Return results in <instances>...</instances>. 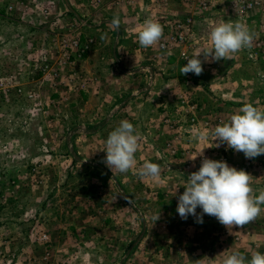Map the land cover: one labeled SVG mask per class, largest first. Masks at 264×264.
Listing matches in <instances>:
<instances>
[{"label": "crops", "instance_id": "0c3cea01", "mask_svg": "<svg viewBox=\"0 0 264 264\" xmlns=\"http://www.w3.org/2000/svg\"><path fill=\"white\" fill-rule=\"evenodd\" d=\"M8 1L0 0V15L4 14L3 10L6 11V5L13 9L21 7L23 13L31 3L24 0H11L9 3ZM42 1L44 2L41 4L40 19L31 15L32 21L28 24L30 28H35L32 29V33L39 34L41 39L46 37V44L43 43V50L37 47L36 51L31 49L32 52L27 53L28 64H32L31 57H39L38 54L50 56L47 41L56 37L57 33L77 35L81 43L88 37L94 39L91 48L75 64L60 69L58 80H49L48 87L53 100H58L59 95L68 91L79 92L78 98L64 104L59 117L54 116V120L66 119L63 131L68 132H65L66 142L63 151H69L71 159L65 158L62 161L68 162L69 165L74 162L82 169L84 167L92 169V173H87L88 175L80 173L81 177L78 179L87 181L89 184L84 185L90 187L87 188L88 192L96 194L97 197H100L97 194L102 191L92 192L95 189L92 188L95 177L97 180L103 179V182L113 181L114 184L110 182L112 204L110 203L109 208L114 213L111 222H115L114 218L120 214L118 212L120 207L124 210L126 206L129 207V204L125 203H129L134 195L135 198L147 196L157 205L156 209L151 211L152 214L160 212V218L155 223L152 220V225L156 231H162L163 234L155 237L156 243L149 239L142 241L139 246L141 251L147 254L150 246L158 248L155 255L161 263L168 260L171 264H221L222 258L233 250L238 249L249 258L254 251L264 253V211L252 223L243 227L233 226L231 233L214 216L205 214L202 224L197 223L196 218L191 215L186 220L179 216L176 211L177 196L185 190L183 184L187 176L199 168L187 167L183 157H168L165 147L170 138L178 139L177 136H180L182 141L176 142L173 139L177 143L175 144L180 150V155H185L182 150L185 151L192 146H197L199 150L208 145L218 150L226 148L225 145L215 147L216 142L213 141L212 144L210 136L201 139L196 133L209 132L221 121H226L230 115L238 112L246 103L264 106V82L260 78L264 73L261 69L264 61L258 59L259 62H256L235 57V60L203 62V72L199 76L194 73L184 75L180 73L178 47L161 50L156 44L142 48L136 42V33L148 17L172 18L177 15L185 16L189 11L193 15L198 14V6L185 0H168L166 4H157L155 0H94L89 6L92 9H88V13L85 11L86 0H38V3ZM36 3L32 4L33 9ZM218 4L219 2H216L212 5ZM253 13V18L249 19L248 23L256 25L260 19H264ZM115 15L121 20L118 30H112L110 25ZM7 19L12 17L8 16ZM77 19H80L83 25L74 31L72 26ZM204 38L200 37V43L190 51V56L210 45L202 42ZM29 46L28 43L26 48H31ZM11 51L15 49L11 48ZM200 59L204 61L202 54ZM73 74L74 85L78 91L72 90L68 83L69 77ZM248 74H251L250 81L247 80ZM23 83L28 85L26 82ZM233 85L235 90L232 89ZM215 89L218 93H215ZM211 90H214V95L221 98L218 107L210 105ZM184 97L197 100L201 104L200 107L190 110L189 115H195L200 123L209 120L210 127L183 135L179 127L170 129L164 119L169 117L176 121L177 111L186 108L181 101ZM47 111L48 109H45L43 113ZM216 118L218 121L213 122L212 120ZM121 120L130 121L140 135L139 149L135 153L136 167L142 166L145 161L159 164L162 171L158 181L151 178L142 179L134 174V170L126 174L117 173L115 170L112 172L102 162L106 156L102 150L105 140ZM55 123L54 121L53 124ZM232 151L237 156L235 159L241 158L242 152ZM87 169L86 172L89 171ZM259 169L264 171V163ZM259 169L249 171L254 195L264 191L257 188L261 178ZM177 186H179L177 196H171ZM104 188L108 189L109 185ZM119 199H124L125 203H119ZM102 203L98 200L96 205L98 213L105 211ZM196 211L198 214L201 213L199 207ZM126 215L129 217L123 213L124 217ZM148 215L149 219H152L151 214ZM145 235L148 236L149 233L146 232ZM105 243L115 245L119 240L107 239ZM131 246L129 243L127 248ZM128 254L131 257V250ZM168 254L170 257L166 259Z\"/></svg>", "mask_w": 264, "mask_h": 264}, {"label": "rangeland", "instance_id": "374dc122", "mask_svg": "<svg viewBox=\"0 0 264 264\" xmlns=\"http://www.w3.org/2000/svg\"><path fill=\"white\" fill-rule=\"evenodd\" d=\"M24 1L31 3L23 13L21 7L9 9V5H6V11L3 10L4 14L0 15V264H171L168 260L164 263L158 261L155 255L158 248L153 245L147 250L148 254L143 253L139 246L142 241L149 239L156 243L155 237L163 234L154 229L153 219H149L148 213L153 216L151 211L157 207L153 199L147 196L135 198V195L131 203L119 199V203L129 204V207L126 206V210L122 207L117 209L120 214L114 218L115 222H111L114 213L109 208L112 204L110 182L114 184L113 181H98L95 177L92 185L95 189L92 192L102 191L97 194L100 197H97L88 192L87 188L90 187L84 185L89 184L87 181L78 179L81 177L80 173L88 175L87 173H92V169L86 167L89 170L86 172L85 167L82 169L74 162L69 165L62 161L65 158L71 159V153L63 151L65 132H68L63 131L66 119L54 120V116L59 117L64 104L78 98L79 92L68 91L59 95L58 100H53L48 87L49 80L53 78L39 69L44 55L31 57L32 64H28L27 53L36 51L37 47L43 50V43L46 44V37L41 39L39 34L32 33L35 28H30L28 24L32 21L31 15L40 19L41 4L44 1ZM86 1L85 11L88 13V9L92 8L89 7L91 3ZM33 3H36L35 9L32 7ZM190 4L198 6L195 2ZM189 12L185 14H193ZM253 12L258 17H264L257 10ZM253 12L243 20H238L231 9L221 2L216 6L211 5L208 13L199 8V13L193 15L196 19L195 30L198 37H205L202 42L206 45L210 44V26L218 22L240 21L254 32L264 19H260L256 25L248 23L253 18ZM8 16L12 19H7ZM82 25L81 20L77 19L72 28L76 31ZM48 42L49 40L47 45ZM28 43L31 47L29 49L26 48ZM11 48L15 51H11ZM235 57L264 61L252 48L250 51L243 50L234 54L230 60H235ZM178 60L181 67L187 63L180 59L179 54ZM261 69L264 70V63ZM248 75L247 80L250 81L251 74ZM260 78L264 82V73ZM17 88L22 91L17 92ZM70 88L78 91L74 85ZM232 89H236L234 85ZM29 91L34 93V98L27 95ZM209 92L210 105L218 107L221 98L214 95V90ZM216 92L218 93L215 89ZM190 101L197 108L201 105L197 100ZM227 108L230 109L229 106ZM45 109H48L47 113H43ZM212 121L218 120L216 118ZM177 137L176 142L182 141L180 136ZM203 151L204 156L216 160H220V156L224 154L226 162L238 170L249 162L246 169L248 173L258 170L264 163V154L248 159L242 152L241 158L235 159L236 154L227 147L219 150L208 147ZM182 152L185 155L179 153L176 157H183L187 167H200L202 157L189 159L200 153L197 146ZM259 171L261 178L257 188L264 190V171ZM107 185L109 188H104ZM98 200L105 207L102 213L97 211ZM123 213L129 217H124ZM146 232L149 233L148 236L145 235ZM107 239H117L119 243L108 245L105 243ZM129 243L132 246L128 249ZM130 250L131 257L128 254ZM169 254L166 259L172 255Z\"/></svg>", "mask_w": 264, "mask_h": 264}, {"label": "clouds", "instance_id": "9594fccd", "mask_svg": "<svg viewBox=\"0 0 264 264\" xmlns=\"http://www.w3.org/2000/svg\"><path fill=\"white\" fill-rule=\"evenodd\" d=\"M121 20L115 15L110 21L112 30H118ZM164 36L163 25L156 19L148 17L136 33L137 42L142 48L158 44ZM255 34L240 21L218 22L210 26L208 39L211 46H205L191 56L185 55L187 63L180 68V73H194L199 76L203 72V62L230 60L233 55L251 50ZM201 54L204 61L200 59ZM201 139L209 136L216 143L215 147L225 145L236 152H243L245 158L254 159L264 154V106L244 104L226 121H221L209 132L196 133ZM140 135L134 125L128 120H121L112 130L102 149L106 156L102 161L112 172L126 174L134 170L140 178H151L158 181L161 166L145 161L136 167L135 153L139 149ZM203 147L194 156L202 157L201 166L191 172L183 184L184 191L178 193L177 186L171 196H177L176 211L182 219L189 215L196 218L197 223H203V216H214L226 229L233 226L243 227L254 222L264 211V191L259 195L253 194L251 187L252 176L244 169L230 166L225 160H216L204 156ZM131 203V201H130ZM201 213H197V208ZM160 218V212L154 214V223ZM221 264H264V253L254 251L249 258L241 251L233 250L225 255Z\"/></svg>", "mask_w": 264, "mask_h": 264}, {"label": "built area", "instance_id": "2783aa9c", "mask_svg": "<svg viewBox=\"0 0 264 264\" xmlns=\"http://www.w3.org/2000/svg\"><path fill=\"white\" fill-rule=\"evenodd\" d=\"M94 0H88L89 3ZM188 3L195 2L198 4V8L202 12L208 13L212 4L216 2H221L223 5H227L236 18L243 20L250 12L257 10L258 14L264 16V0H185ZM213 1H215L213 3ZM157 4H166L168 0H155ZM9 9L12 7L9 6ZM158 20L164 29V36L162 40L157 44L161 50H169L170 48L176 46L179 48V57L183 61L185 55L190 56V51L198 46L200 43V37L195 30V21L193 14L186 16H175L172 18L163 17L158 18ZM83 23L81 22V25ZM255 38L253 41L252 50L257 53L261 58H264V22L258 24L254 29ZM137 42V39H136ZM94 43V39L88 37L83 43L77 35L71 36L69 33H62L54 38H51L48 42V53L49 57L43 56V60L39 63V69L45 74H49L51 78L59 79L60 69L71 64H75L84 53L91 48ZM138 43V42H137ZM68 83L74 85L75 74L71 75L68 79ZM75 86V85H74ZM17 92H21L20 88L16 89ZM30 98H34L33 92H28L27 94ZM182 103L187 106V108L177 111V119L173 121L169 117H165V123L169 125L171 130L174 127H179L183 134H192L195 131H199L203 128L210 127L209 120L200 123L195 115L190 114L189 111L195 109L196 104L190 101L189 98L184 97L181 99ZM188 109V110H187ZM176 138H170L166 143V149L168 156L176 157L179 155V151L175 142ZM220 160L226 161V156L223 154L219 158ZM249 162L242 166L240 169H246L249 166Z\"/></svg>", "mask_w": 264, "mask_h": 264}]
</instances>
